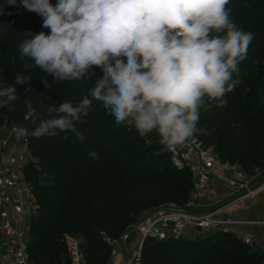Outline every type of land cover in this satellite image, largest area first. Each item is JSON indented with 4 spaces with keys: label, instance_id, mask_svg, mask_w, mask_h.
Wrapping results in <instances>:
<instances>
[{
    "label": "trees",
    "instance_id": "16d2710c",
    "mask_svg": "<svg viewBox=\"0 0 264 264\" xmlns=\"http://www.w3.org/2000/svg\"><path fill=\"white\" fill-rule=\"evenodd\" d=\"M55 5L57 0H50ZM0 84H13L16 75L30 77L16 84L18 99L11 109L0 108V130L5 125H37L27 118L31 102L42 118L71 99L75 104L95 85L103 73L93 66L91 78L56 82L33 60L20 59L19 42L29 31L44 28L43 18L22 5L0 0ZM231 19L242 30L253 33L246 59L239 65L240 83L224 99L200 110L194 133L212 144L220 156L238 163L248 174L264 159V0H230ZM84 123L77 122L81 141L68 132L51 137L28 138L38 165H27L25 177L32 185L36 212L28 223V250L35 264H70L66 235L81 238L87 264H108L112 251L103 238H119L141 215L158 207L189 203L191 176L174 167L160 138L147 143L135 127L117 125L102 104L92 101ZM39 121H37V124ZM94 151L96 158L89 156ZM264 165V162L262 166ZM263 256L241 238L223 230H207L174 239H145L141 264H257Z\"/></svg>",
    "mask_w": 264,
    "mask_h": 264
},
{
    "label": "clouds",
    "instance_id": "9594fccd",
    "mask_svg": "<svg viewBox=\"0 0 264 264\" xmlns=\"http://www.w3.org/2000/svg\"><path fill=\"white\" fill-rule=\"evenodd\" d=\"M17 5L18 0H6ZM43 18L41 31L27 32L19 56L51 74L56 82L91 78L93 66L102 78L89 96L47 109L42 118L29 101L27 118L37 126L29 131L13 125L17 141L29 136L74 134L84 123L92 101L102 104L117 125L128 121L143 137L153 131L160 143L175 145L197 131L200 110L224 97L241 81L239 65L254 39L231 19L230 0H19ZM3 12V6H0ZM30 77L16 75L13 84H0V108L11 109L18 99L16 84ZM37 121L39 123L37 124ZM89 156L96 158L94 151Z\"/></svg>",
    "mask_w": 264,
    "mask_h": 264
},
{
    "label": "built area",
    "instance_id": "2783aa9c",
    "mask_svg": "<svg viewBox=\"0 0 264 264\" xmlns=\"http://www.w3.org/2000/svg\"><path fill=\"white\" fill-rule=\"evenodd\" d=\"M12 128L5 138L0 134V264H35L28 250V223L37 205L24 169L27 165H38L40 159L30 149L28 138L17 141ZM164 151L169 153L174 167L190 172V204H202L215 184L224 186L232 200L204 213H193L174 204L158 207L127 228L119 238L103 234L104 240L112 247L129 239L132 232L138 235L125 264H141L144 242L149 237L178 240L189 230L194 233L207 230L228 232L223 226L235 220L222 216L226 207L237 200L264 194V178L256 184L259 173H246L238 163L222 158L212 144L205 143L194 134L182 143L164 144ZM241 238L246 244L252 243L250 234ZM65 240L70 264H87L81 249V238L66 235Z\"/></svg>",
    "mask_w": 264,
    "mask_h": 264
},
{
    "label": "crops",
    "instance_id": "0c3cea01",
    "mask_svg": "<svg viewBox=\"0 0 264 264\" xmlns=\"http://www.w3.org/2000/svg\"><path fill=\"white\" fill-rule=\"evenodd\" d=\"M231 200L232 198L228 196L226 188L220 184H215L210 188L207 199L202 204L197 205L202 211L198 213L215 210L228 204ZM148 213H143L138 220L142 219ZM221 214L223 217H231L235 220L234 223L223 226L228 232L239 238L244 234L251 235L252 243L250 246L258 251L264 260V224L262 223L264 220V194L237 200L227 206L226 210ZM186 235H190L189 231H187ZM137 240L138 235L132 232L129 239L114 246L109 256L108 264H125L126 257L135 246Z\"/></svg>",
    "mask_w": 264,
    "mask_h": 264
},
{
    "label": "rangeland",
    "instance_id": "374dc122",
    "mask_svg": "<svg viewBox=\"0 0 264 264\" xmlns=\"http://www.w3.org/2000/svg\"><path fill=\"white\" fill-rule=\"evenodd\" d=\"M103 75H104V73H102V74L100 75L99 79L102 78ZM99 79H98V80H99ZM124 124L134 126V124H132V123H130V122H128V121L124 122ZM11 128H12L11 125H5L4 127H2V130H1V133H0V134H1V137H2V138L7 137V135L10 134ZM146 137L148 138L147 143H149V142H151L152 139H154V137H158V135L156 134L155 131H153L152 133H149L148 135H146ZM263 162H264V159H263L262 162H260V164H259L258 166H256V167L254 168V169H255V170H254V174L259 173V179H260V180H263V177H264V173H263V172H264V167L262 166ZM26 180H27V178H26ZM27 181H28V180H27ZM28 182H29V181H28ZM259 195H262V194H259ZM255 196H257V195H255ZM169 207H170V206H169ZM179 208H181V209H183V210H187V211L193 212V213L202 212L201 209H200L197 205H195V204H190V203L181 204V205L179 206ZM189 234H190V235H193L194 232L191 231V230H189ZM261 263H262V262H259V261L257 262V264H261Z\"/></svg>",
    "mask_w": 264,
    "mask_h": 264
},
{
    "label": "water",
    "instance_id": "95a60500",
    "mask_svg": "<svg viewBox=\"0 0 264 264\" xmlns=\"http://www.w3.org/2000/svg\"><path fill=\"white\" fill-rule=\"evenodd\" d=\"M259 182H257L256 184H258Z\"/></svg>",
    "mask_w": 264,
    "mask_h": 264
}]
</instances>
